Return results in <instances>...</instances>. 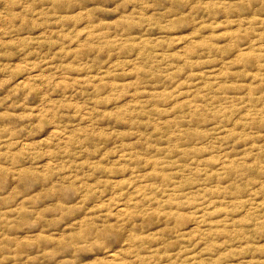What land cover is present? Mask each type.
<instances>
[{
  "label": "rangeland",
  "instance_id": "1",
  "mask_svg": "<svg viewBox=\"0 0 264 264\" xmlns=\"http://www.w3.org/2000/svg\"><path fill=\"white\" fill-rule=\"evenodd\" d=\"M0 264H264V0H0Z\"/></svg>",
  "mask_w": 264,
  "mask_h": 264
}]
</instances>
